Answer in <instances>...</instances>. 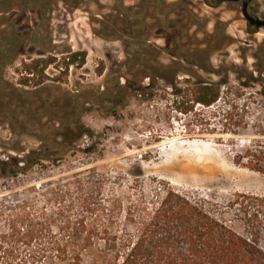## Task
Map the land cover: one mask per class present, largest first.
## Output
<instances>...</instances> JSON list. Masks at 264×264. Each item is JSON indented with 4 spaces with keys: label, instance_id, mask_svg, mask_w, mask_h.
I'll list each match as a JSON object with an SVG mask.
<instances>
[{
    "label": "rangeland",
    "instance_id": "374dc122",
    "mask_svg": "<svg viewBox=\"0 0 264 264\" xmlns=\"http://www.w3.org/2000/svg\"><path fill=\"white\" fill-rule=\"evenodd\" d=\"M208 2L217 1L0 0V159L43 148L48 155H62L43 160L17 179L0 178V199L21 200L41 186L54 188L57 181L69 180L73 198L82 189H95L102 199L119 197L127 206L140 193L148 195L167 183L217 206L219 216L248 235L228 205L239 194L264 197V175L235 162L248 148L264 147V28L247 23L241 2ZM121 5L138 7L129 14L131 20L113 17ZM250 12L264 19V0H252ZM131 27L137 37L127 35ZM120 36L138 43L139 61L182 60L186 72L190 67L185 59L198 60L205 67L196 68L195 74L228 78L232 98L241 76L249 84L238 97L241 110L225 123L224 95L203 109L209 119L198 124V117L174 111L163 81L149 86L148 78L144 89L128 92L113 105L107 91L116 81L124 83L127 61ZM82 49L87 51L85 65L71 67L65 81H53L57 70L49 67L45 85L17 84L22 60ZM152 68L142 65L140 72L154 76ZM216 111L220 113L213 116ZM76 122L89 130L77 138L65 130ZM88 178H98L99 188ZM259 245L264 250V236Z\"/></svg>",
    "mask_w": 264,
    "mask_h": 264
},
{
    "label": "trees",
    "instance_id": "16d2710c",
    "mask_svg": "<svg viewBox=\"0 0 264 264\" xmlns=\"http://www.w3.org/2000/svg\"><path fill=\"white\" fill-rule=\"evenodd\" d=\"M137 8L118 6L113 17L127 22L132 19L129 14ZM127 35L137 37L135 28L131 27ZM117 39L125 43L127 61L124 83L116 81L107 91L113 105L128 92L144 89L142 83L148 78L149 86L156 80L163 81L172 96L174 111L198 117V124L209 119L203 109L214 106L224 95L228 99L222 114L225 123L241 110L238 97L241 89L249 87L241 82V76L237 78L238 93L232 98L228 96L232 93L228 78L213 80L195 74L196 68L205 67L198 60L185 59L190 67L186 72L182 70V60L164 63L140 58L139 61L135 54L138 43H127L121 36ZM144 45L149 49L147 42ZM86 58L87 51L82 49L68 50L61 56L22 60L16 69L17 84L23 88L45 85L49 67L57 70L53 81H65L70 68L84 66ZM142 65L152 66L155 75L140 72ZM102 72L101 67L99 75ZM261 81L264 83V78ZM216 113L220 112L212 115ZM65 130L74 133L75 138L89 131L81 122L66 126ZM61 136L64 142L66 136ZM65 143L69 147L71 142L65 139ZM59 156L62 157L46 154L44 148L31 150L23 157L7 156L6 160L0 159V178L17 179L43 160ZM235 162L264 175V147L248 148L244 154L235 156ZM96 181L88 178L92 185ZM72 183L67 180V184H62L59 180L54 188L41 186L21 200L0 199V264H264V250L259 245L264 236V197L239 194L228 205L242 222L248 234L245 236L219 216L217 206L191 198L167 183L153 187L148 195L140 193L127 206L119 197L102 199L101 191L95 189L91 192L82 189L73 198L67 187ZM78 183L81 188V181Z\"/></svg>",
    "mask_w": 264,
    "mask_h": 264
},
{
    "label": "water",
    "instance_id": "95a60500",
    "mask_svg": "<svg viewBox=\"0 0 264 264\" xmlns=\"http://www.w3.org/2000/svg\"><path fill=\"white\" fill-rule=\"evenodd\" d=\"M229 1H238V0H229ZM250 0H245L242 3L241 6V13L244 17V19L247 21V23L254 27L255 29L259 30L261 28H264V19L257 17V16H253L248 12V3Z\"/></svg>",
    "mask_w": 264,
    "mask_h": 264
},
{
    "label": "flooded vegetation",
    "instance_id": "af4514ba",
    "mask_svg": "<svg viewBox=\"0 0 264 264\" xmlns=\"http://www.w3.org/2000/svg\"><path fill=\"white\" fill-rule=\"evenodd\" d=\"M216 1L219 2V3H223V2H226V1H229V0H216ZM243 1H245V0H238V2H241V5H242ZM251 1H252V0L249 1L247 9H248V12H249L251 15H253V14L250 12ZM253 16H255V15H253Z\"/></svg>",
    "mask_w": 264,
    "mask_h": 264
}]
</instances>
